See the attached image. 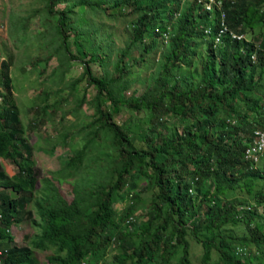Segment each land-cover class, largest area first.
<instances>
[{"label": "trees", "instance_id": "obj_1", "mask_svg": "<svg viewBox=\"0 0 264 264\" xmlns=\"http://www.w3.org/2000/svg\"><path fill=\"white\" fill-rule=\"evenodd\" d=\"M219 3L205 11L195 0L189 7H176V0H44L36 12H44L42 61L57 58L53 73L63 76L80 63L82 73L66 89L77 97L74 108L88 104L93 111L78 130L81 145L65 161L89 178L75 186L72 202L44 178L42 198L33 202L39 233L31 247L48 264H264V158L246 153L253 131L264 127V39L253 36L264 27V0ZM100 14L134 17L114 62L101 30L88 22ZM219 27L240 34L249 28L253 41L224 34L214 47L204 31ZM158 43L163 51L157 59ZM200 46L204 60L192 62L202 56ZM11 64V55L0 63V158L17 167L11 176L0 162L5 217L17 207L24 212L39 177L33 164L20 162L32 159V145L15 103ZM147 65L154 68L141 91L128 92L133 68ZM82 79L87 85L78 96ZM89 87L95 90L87 100ZM122 111L144 126L117 120ZM172 114L182 123L170 122ZM119 200L125 206L117 211ZM147 200L148 211L140 212ZM5 237L11 240L0 229ZM193 243L201 247L197 258ZM32 254L27 247L10 250L4 264L30 257L36 264Z\"/></svg>", "mask_w": 264, "mask_h": 264}, {"label": "rangeland", "instance_id": "obj_2", "mask_svg": "<svg viewBox=\"0 0 264 264\" xmlns=\"http://www.w3.org/2000/svg\"><path fill=\"white\" fill-rule=\"evenodd\" d=\"M192 3L193 0H176L175 5L177 7L182 4L184 7H189ZM211 4L208 1L205 5L210 7ZM215 4L220 8L221 4L219 1H216ZM43 5L44 0H0V61L10 55L12 57L10 75L12 76L13 90L15 92V103L20 112L19 116L24 129V136L32 145V159L29 160V158L26 159L24 157L20 159V162L23 165L33 164L34 168L39 172L36 185L32 188L34 197L36 199L41 197V192L45 186L44 178H50L57 185L62 196L72 202L75 198V186L83 183L89 176L83 169L71 171L65 166V161L81 145V134L78 130L88 120V116L93 111L88 104H84L80 109L77 106L74 108L77 97L72 98L68 88L66 89L67 83L73 82L82 73L83 66L80 63L73 62L72 68L67 72L64 71L63 76L60 74L61 70L58 71L57 75L53 73L60 65L57 58H51L48 62L42 61V59H45L46 52L39 48V44L45 41L44 38H40L41 32L44 30L41 25V18L44 12L39 15H36V12L39 9L42 10ZM62 8V6H58L56 10H61ZM128 12L129 10L125 9L120 13L127 14ZM115 16H117L115 19H111L100 14L98 18L88 21L94 27H99L104 35V44L109 47L111 62L116 60V51L124 48L128 36L126 31L128 29V21L134 19V17L131 18L129 15L126 17ZM255 31L259 32L253 34V36L261 35L262 41L264 39V27H258ZM251 32L253 31L247 29L246 37L247 40L252 42V36H247ZM255 43L260 44V42ZM71 50L75 52L73 40L71 41ZM162 51L163 46L158 43L155 54L157 59ZM200 51L202 55L200 59H197L198 53L193 57L192 62L204 60L202 46L199 47ZM111 67L109 66V69ZM153 68L154 66L152 65L135 66L133 68L134 79L128 92L134 88L140 92L144 86L145 78L153 71ZM92 69L95 75L101 76V69L98 65L93 64ZM63 85L64 90L61 96L70 97L69 102L62 101L60 94L57 93L60 88H63ZM86 85V80L78 81L76 91L78 96H81ZM0 88H3L1 83ZM94 90L95 88L93 87L88 88L87 100L93 96ZM243 108L244 103H242ZM244 111L248 112L247 110ZM128 115V113L122 111L117 114L116 119L130 121L134 129H141L144 126L143 119L137 117L129 119ZM174 120L178 124L182 123L175 114H172L169 121L173 122ZM67 135L69 137L65 139ZM0 162H2L9 175L17 171V167L12 161L1 159ZM147 203L148 200L139 208L140 212L148 211L149 205ZM115 206L117 211H120L125 206V201L119 200ZM261 212L262 208L259 213ZM21 219L19 226H15L13 229L15 232L14 242L18 245L30 246L34 236L39 233V229L32 224V222H37L38 218L30 204L26 205ZM3 246L10 247V243L4 242ZM200 248L198 244H192L190 250H192L193 258L199 257ZM115 252V250L110 252L108 259ZM34 254H36V258H39V264H48L46 257L42 256L43 252L35 249ZM197 264L200 263L197 262Z\"/></svg>", "mask_w": 264, "mask_h": 264}, {"label": "clouds", "instance_id": "obj_3", "mask_svg": "<svg viewBox=\"0 0 264 264\" xmlns=\"http://www.w3.org/2000/svg\"><path fill=\"white\" fill-rule=\"evenodd\" d=\"M194 1V0H193ZM196 1V5L197 6H202V9L205 10V11H211L214 6H216V1H219V0H195ZM209 1V3L211 4L210 7H207V4ZM218 8V7H217ZM219 9V8H218ZM263 9V8H262ZM247 29L249 28H246V31ZM251 30V29H250ZM204 33L206 35H209L210 37H212L213 39V45L215 47V45H218L219 43L222 42V39H223V36L224 34H227L229 35V38L230 39H236V40H242V39H245L247 38L246 37V34L242 33H235L233 30L230 31L228 30L226 27H224L223 29L219 27V30L215 33H211L209 28H207ZM258 43V42H257ZM253 59L255 60L256 59V55H253ZM4 60V59H3ZM2 61V60H1ZM0 61V63H1ZM1 89V88H0ZM3 90V89H1ZM0 101H1V98H0ZM252 142L250 143V146L248 147L247 149V156L249 155H252L254 156V160H259V159H263L264 158V145L259 148V146L261 144H264V127H261V128H256L254 131H253V135H252ZM254 148H257L256 151H254L253 149ZM251 151H254L253 154H249ZM3 159V158H0V160ZM30 160V159H29ZM23 165V164H22ZM28 165H31V164H28ZM257 166V165H256ZM38 171V170H37ZM12 176V175H11ZM38 178V177H37ZM36 185V184H34ZM56 185V184H55ZM57 186V185H56ZM44 189V188H43ZM10 192V198L11 199H17V195L14 194L13 192L9 191ZM42 193H43V190L41 192V197L40 198H37V199H41L42 198ZM31 194H32V201L29 203L32 207H33V210L35 212V215L37 216L38 220L37 222H32L33 226H37V224L39 223V217L36 213V210L33 206V202L36 200V198L34 197V194H33V191H31ZM62 195V194H61ZM68 201V200H67ZM28 205V204H27ZM26 209V207H25ZM25 211V210H24ZM24 214V212H21L20 208L17 207L15 210L12 209V212L11 214H9V216L5 217V214L3 213V210L0 206V229H4L5 232H7L9 234V236L11 237V240L8 239L7 237L5 238H0V264H4V260L8 254V252L11 250H18V251H21L23 250L25 247L29 248L33 254L32 256L36 259V254H34V250L32 249L31 247V243H30V246H22V245H18L14 242V227L15 226H19L18 224L21 222V217L22 215ZM9 222V225L6 226L5 223ZM35 239V236L33 238V240ZM16 240V239H15ZM32 240V241H33ZM31 241V242H32ZM4 242H8L10 243V247H7V246H3V243ZM30 260H34V259H31L30 257ZM30 260H26L24 259L20 264H29V261ZM36 264H39V260L36 262Z\"/></svg>", "mask_w": 264, "mask_h": 264}, {"label": "built area", "instance_id": "obj_4", "mask_svg": "<svg viewBox=\"0 0 264 264\" xmlns=\"http://www.w3.org/2000/svg\"><path fill=\"white\" fill-rule=\"evenodd\" d=\"M263 145H264V144H261V145L259 146V148H261ZM253 150H254V151H256V150H257V148H254ZM254 151H251L249 154H253V153H254Z\"/></svg>", "mask_w": 264, "mask_h": 264}]
</instances>
